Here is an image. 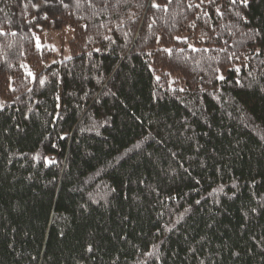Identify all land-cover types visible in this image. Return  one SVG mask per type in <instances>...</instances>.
Here are the masks:
<instances>
[{"label": "trees", "instance_id": "1", "mask_svg": "<svg viewBox=\"0 0 264 264\" xmlns=\"http://www.w3.org/2000/svg\"><path fill=\"white\" fill-rule=\"evenodd\" d=\"M0 264H264V0H0Z\"/></svg>", "mask_w": 264, "mask_h": 264}, {"label": "rangeland", "instance_id": "2", "mask_svg": "<svg viewBox=\"0 0 264 264\" xmlns=\"http://www.w3.org/2000/svg\"><path fill=\"white\" fill-rule=\"evenodd\" d=\"M179 41L185 43L188 47H195V40L189 37V34L180 35L177 38ZM72 40H73V29L70 26H64L61 30H45L36 36H34V44L37 48H45L49 53L48 58L44 61L39 69H42L45 65H50L55 62H60L66 60L70 57L72 49ZM37 71H31V76L34 77L37 74ZM179 77L170 75L168 77V82L170 85H180L181 80ZM172 87V86H171Z\"/></svg>", "mask_w": 264, "mask_h": 264}, {"label": "snow or ice", "instance_id": "3", "mask_svg": "<svg viewBox=\"0 0 264 264\" xmlns=\"http://www.w3.org/2000/svg\"><path fill=\"white\" fill-rule=\"evenodd\" d=\"M169 2H171V0H169ZM230 2L233 3V4H235V3H236V0H230ZM242 3H244L245 6H247V0H242ZM152 7H156V8H158L159 5L153 3V4H152ZM217 11H218V10H217ZM221 79H223V77H221ZM41 83H43V81H41ZM197 203H199V201H197ZM88 251H92V249L89 248Z\"/></svg>", "mask_w": 264, "mask_h": 264}]
</instances>
